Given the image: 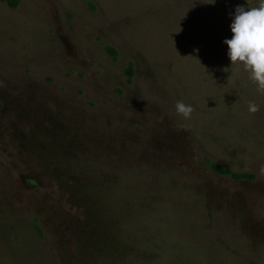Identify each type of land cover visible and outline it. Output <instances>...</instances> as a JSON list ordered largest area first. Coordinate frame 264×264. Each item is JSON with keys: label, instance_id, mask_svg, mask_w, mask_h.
Segmentation results:
<instances>
[{"label": "rangeland", "instance_id": "374dc122", "mask_svg": "<svg viewBox=\"0 0 264 264\" xmlns=\"http://www.w3.org/2000/svg\"><path fill=\"white\" fill-rule=\"evenodd\" d=\"M225 3L0 1V264H264V93L214 71Z\"/></svg>", "mask_w": 264, "mask_h": 264}, {"label": "trees", "instance_id": "16d2710c", "mask_svg": "<svg viewBox=\"0 0 264 264\" xmlns=\"http://www.w3.org/2000/svg\"><path fill=\"white\" fill-rule=\"evenodd\" d=\"M1 2H4L9 7H16L18 6L20 0H0ZM219 1V0H215ZM237 3L234 6H228L227 3L225 5H221V8L217 13H215V9L210 13V18L212 19L211 25V31H209V37L213 42V45L211 47L213 60L211 59V62L214 64V71L216 74L227 77V79H236L239 81L242 79L245 82V85L247 86V90L251 92L254 89H257V84L254 83L250 79V73L245 71L244 67L242 65H231V61L227 55L228 46L223 42L226 39L232 38V32L230 25L233 22L235 9L237 6H242L245 9H250L252 7H256V4L259 7L261 0H235ZM251 2H255L251 3ZM109 50H111L113 53L115 52L114 49L111 47H108ZM210 50V48L208 47ZM125 75L127 81H130L131 76L133 75V64L132 62H129L127 67L125 68ZM217 75V76H218ZM244 76V77H239ZM218 101V99H216ZM205 162L207 163V166L209 170L214 173L217 176L222 177H228L235 181H246V180H253L255 178V174L251 171H245V170H236L229 166L223 165L217 161L211 160L209 157H204ZM138 192H135V198L134 200L140 201L141 200V194ZM137 196V197H136ZM119 198L117 197V200ZM142 241H144L142 239ZM141 247V246H140ZM140 255V258L139 256ZM137 257L139 259L145 258L143 256V253L140 252V254H137Z\"/></svg>", "mask_w": 264, "mask_h": 264}, {"label": "clouds", "instance_id": "9594fccd", "mask_svg": "<svg viewBox=\"0 0 264 264\" xmlns=\"http://www.w3.org/2000/svg\"><path fill=\"white\" fill-rule=\"evenodd\" d=\"M230 28L232 38L223 42L228 46L231 65H242L250 73V79L258 85V91L264 93V0L259 7L245 9L237 6ZM176 110L185 118H189L194 111L191 105L183 102L176 103ZM248 110L255 113L259 108L250 103ZM260 172L264 174V167Z\"/></svg>", "mask_w": 264, "mask_h": 264}]
</instances>
